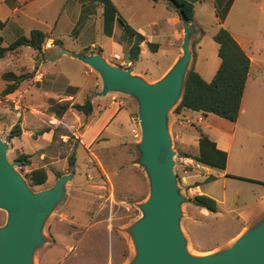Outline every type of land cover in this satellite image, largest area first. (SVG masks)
<instances>
[{
	"label": "rangeland",
	"instance_id": "obj_1",
	"mask_svg": "<svg viewBox=\"0 0 264 264\" xmlns=\"http://www.w3.org/2000/svg\"><path fill=\"white\" fill-rule=\"evenodd\" d=\"M64 1L53 0L47 9L54 12L53 10ZM137 1L139 10L135 9L133 13H128L125 6L122 11L138 23L146 25L150 19L165 17L166 2ZM117 4L123 6L121 0H117ZM175 9L172 8L174 12H176ZM202 11L198 5V16ZM178 21L181 23L180 20ZM252 21L250 33L253 40H262L264 25L261 24L257 15ZM212 24L208 26V31L216 25L215 21ZM41 30L47 29L41 27ZM146 30L149 33L153 31L157 33L158 27L152 25V27H146ZM92 36L103 43L108 53H112L113 42L105 37L101 30L92 31L88 36L84 35L83 41ZM4 37L6 44L16 38L8 28L4 31ZM62 39L64 47L70 51L74 50L76 44L74 37L67 35ZM173 40L171 37L167 42L162 39L163 45L158 53H153L145 45L139 60L133 63L135 66L133 72H142L144 78L151 83L157 81L159 79L157 77L164 72L178 52V48L173 45ZM205 42L206 51H209L212 56L211 48L216 47L217 43L209 37ZM53 48L54 43L50 50L46 49L45 44L43 57L40 52L23 47V53L9 55L0 62V138L9 142L10 147L7 153L9 162L22 161L19 159L22 155L29 156L31 164L28 166L21 164L16 166V169L25 178L33 192L51 188L59 176L75 171L73 179L66 185L63 198L46 219L42 230L45 242L35 252L34 264H129L135 258L136 251L128 229L142 217L139 204L147 200L150 195L148 175L143 166L138 163L140 152L137 144L141 142L142 136L138 103L134 97L118 92L98 98V101L109 99L108 101L111 102L112 97H115L116 100L123 102V107L128 110L126 139L116 141L102 135L92 146L83 144L81 135L90 123L91 115L70 109L62 119H58L53 115L50 107L62 98L63 90L68 83L82 87V91L77 95V101L84 103L87 98H90L89 95L93 94L95 80L97 79L100 83L101 90L103 82L98 72L76 58L64 55L56 60L50 59L51 51L55 53L61 51L59 47ZM91 50L96 49L92 47ZM106 56L109 57V55ZM128 57L129 49L126 47L125 52L121 50L119 58H110L108 62L123 68L133 67L128 64ZM38 61L45 64L44 70L38 73V79L42 83L37 85L35 77L25 80L16 92L4 96L2 92L7 82L2 75L9 71L19 75L31 73ZM258 95L261 96L262 102L256 113L258 117L264 119V111H262L264 92ZM100 104L99 102L98 105L101 106ZM177 105L169 112L168 127L172 149L175 152L174 172L177 183L182 195L189 199L182 205L181 227L186 237L187 232H195V242L194 245L189 242L188 253L201 256L202 251L219 250L230 245L246 231L245 229L249 226L233 237L242 227V217L251 215L257 205L264 201V188L251 186L230 177H221V171L217 169L212 168L211 172L206 173L195 159L183 157L184 152L179 148L178 136L184 133L195 152L197 147L193 143V138L198 135V127L193 120L178 116ZM252 107V98L247 94L243 108L248 112ZM245 117L247 115L242 114L241 121ZM18 122L23 130L22 135L9 139L12 127ZM42 128L53 130L50 142H45L46 138L42 139L43 137L38 135L35 139L34 135ZM259 132L264 136V121L259 126ZM69 133L72 135L71 138L68 136ZM136 133H139L140 137H136ZM259 142L264 148V139L259 138ZM262 151L264 152V149ZM74 152L77 162L70 170L68 157ZM194 152L191 151L189 154L195 156ZM233 161L234 156L231 158V163ZM41 167L47 170L48 181L44 185L34 186L30 183L28 175L32 170ZM192 169H195L194 173L190 171ZM189 174L191 177L188 180ZM197 174L200 175L201 180L210 175L217 178L211 183H203L202 189L208 192L206 195L219 200L218 212L209 214L208 211L204 212L194 205V196H192L194 193H191L189 189L195 184L192 181ZM6 221L7 212L0 209V227L4 226Z\"/></svg>",
	"mask_w": 264,
	"mask_h": 264
},
{
	"label": "crops",
	"instance_id": "obj_2",
	"mask_svg": "<svg viewBox=\"0 0 264 264\" xmlns=\"http://www.w3.org/2000/svg\"><path fill=\"white\" fill-rule=\"evenodd\" d=\"M51 1L53 0H0V21L7 23L2 33L3 36L4 31L7 28L13 32L16 37L14 38L15 40L22 35L29 37L32 30H41V27H45L47 30L42 31H44L51 37L49 41L54 43V48L59 47L61 51L63 49H67L66 47H64V41L62 38L63 36L68 35L74 37L76 40V44L73 48L74 50H72L71 52L87 54L101 53L107 61H109L110 58L116 59V56L119 57L121 50L125 52L126 47L130 49L132 41L118 24L117 15L114 18L113 22H109L108 25L109 31H111V35L107 34L104 4L95 2L93 0H65L63 3L58 5L55 10H53L54 12H51L47 9ZM112 1L121 16L124 17L129 25L145 37V41L141 44V53H143L144 46L149 42L158 43L160 45V51L163 45L161 42L162 39H165L166 42L169 41L170 37L174 39L173 45L178 48V52L176 53L170 64H168V66L165 68L164 72H162V74L157 77L159 79L162 78L174 65L177 59L182 55L181 46L183 43L184 35V24L182 23V18L177 12H174L172 10V6L171 8L168 7V3L166 1L154 2L150 0L154 3L166 2L164 7L166 15H164L165 17L162 18L150 19L146 26L138 23V21L131 16H126L122 11L125 6H127L126 11H128V13H133L135 9L139 10V4L137 0H121V2H123V6H118L117 0ZM194 1L195 21L191 23H194L196 25L197 33L192 36L191 50L196 55V71L206 81L209 80L208 82H210L217 73L221 64V59L218 55L219 45L217 44L216 47L212 46V48L210 46V48L212 49L211 56V53L209 51H206L205 40L207 37H209L210 39L213 38L214 40V35L221 27L226 28L245 50V52L250 57L251 65L246 82V88L242 98L240 115L236 122L228 121L214 114L204 115L201 112H194L189 110L183 111L181 114H178V116L183 119L188 118L190 120H193L198 128L202 129V131L207 134L211 138V140L216 142L218 149L226 151L228 153L226 169L220 170L221 177L227 178L228 175L240 177L242 179H233L238 180L239 182H245L247 184H250L251 186L264 188V152L262 151V149L264 148L260 146L259 142V138L264 139V136L259 132V126H261V123L264 121V119L258 117V114L256 113V111L258 110V106L262 102V98L258 94L264 92V38L262 40L257 39L256 41H254L252 34L250 33V29L252 28L253 24L252 20L254 19L255 15L259 17L261 24L264 25V0H233L230 10L228 11L227 16L222 24H219L218 21L217 7L225 6L230 0ZM198 5L203 10L200 16H198ZM206 5L209 6L205 7ZM178 20H180L181 23ZM213 21H215L216 25L213 26L211 31H208V26L212 24ZM168 23L170 24L169 26ZM181 24L183 25V28ZM152 25L158 27L157 33H155L154 31L149 33L146 30V27H152ZM170 27L171 29H169ZM202 29L205 31V34L201 38H199ZM95 30H101L105 37L109 38L113 42V50L111 54L108 53L103 43L96 39L95 36L89 38L92 41H90L89 39H87L85 42L83 41L84 35L88 36L89 33ZM55 40L61 41L62 44L55 45ZM194 41L195 44L192 47V43ZM5 45L8 46L9 44L5 43ZM23 47L18 48L16 51L9 52L4 58L0 59V62L6 59L9 55L15 56L17 54L23 53ZM92 47L100 51H86L87 48L92 49ZM61 51L59 53L51 51V54L57 55L59 59L61 56L65 55L61 54ZM106 55H109V57ZM70 57L74 58L72 56ZM127 62L135 69V66L133 64L135 62L132 63L129 61V59L127 60ZM44 65V62L38 61L37 65L33 68V70L37 72V75H35V82L37 83V85L40 82L42 83V81H39L38 79V73H40L41 70H44ZM135 74L143 76L142 72H135ZM52 76L55 75L52 74ZM49 85H51V83H49ZM71 87L78 89V92H76L75 95L70 92ZM93 88V94H90L89 97L91 98V101L94 105V111L91 114L90 123L86 126L81 135L83 144L92 146L97 138L102 135L116 141L125 140L128 130L127 108L123 107V102L120 100H116L115 97H112L111 102L108 101L109 99L98 101V98H100L101 96H98L97 93L101 90V85L97 81V79L95 80ZM81 91V86L68 83L63 90V93L61 95L62 98L59 99L58 102L63 103L65 101H69L72 104L78 103L77 95L80 94ZM247 94L251 96L253 102V107L248 112L243 108L244 100ZM99 102L101 103V106L98 105ZM262 111H264V107ZM242 114H246L247 117H245V119L241 121L240 118ZM184 135V133H181L178 136L180 150L184 153H190L191 151L194 152V150H192L191 148L193 147V145H189L188 140ZM41 136L43 137L42 139L46 138L44 139L45 142H50L53 136V130ZM199 137L200 133L198 132V135L194 136L193 138V143L197 147L196 151L194 152V154L196 155L199 153ZM232 156H234L233 163H231ZM185 160L187 161L188 159ZM200 165L198 166H200V168L203 169L206 173L211 172V167L205 166L203 164ZM190 171L194 173L195 169H192ZM199 176V174L194 175V180L192 182H200L203 184L204 181L209 177L208 176L205 179L201 180L199 179ZM203 176L204 175H202V177ZM190 177L191 174L187 176L188 180ZM249 180L257 182H252ZM202 187V185L198 187L191 186L189 190L191 193H194L192 196L195 197L196 195L208 194V192L203 190ZM216 201L219 202L218 199ZM201 210L204 212L208 211L202 208ZM209 214L211 213L209 212ZM263 216L264 201H261V203L257 205V208L253 210L251 215H244L242 217V227L240 228L239 232L233 237L239 235V233L246 227L252 226ZM187 238L189 242L194 245L195 232H187ZM215 251L217 250H206L202 251V254H210Z\"/></svg>",
	"mask_w": 264,
	"mask_h": 264
},
{
	"label": "water",
	"instance_id": "obj_3",
	"mask_svg": "<svg viewBox=\"0 0 264 264\" xmlns=\"http://www.w3.org/2000/svg\"><path fill=\"white\" fill-rule=\"evenodd\" d=\"M172 8H177L175 2ZM184 24L182 55L168 72L154 83L133 72L110 64L101 53L61 54L72 56L94 69L103 85L98 96L123 93L134 97L139 106L141 142L138 163L145 169L150 195L139 204L142 217L128 233L136 251L129 264H264V216L246 229L230 245L210 254L188 253L189 240L181 227L182 205L189 201L180 191L174 172L169 112L184 93L185 81L193 59L191 39L196 25L182 14ZM44 55V52H41ZM50 59H58L51 54ZM9 142L0 138V209L7 221L0 227V264H34L37 249L45 242L42 230L51 211L61 201L74 172L58 177L53 187L33 192L16 166L7 157Z\"/></svg>",
	"mask_w": 264,
	"mask_h": 264
},
{
	"label": "trees",
	"instance_id": "obj_4",
	"mask_svg": "<svg viewBox=\"0 0 264 264\" xmlns=\"http://www.w3.org/2000/svg\"><path fill=\"white\" fill-rule=\"evenodd\" d=\"M95 2H100L105 6V21L107 34L111 35L109 31V22L112 23L114 18L117 17L118 24L125 31V33L130 37L132 45L129 49V61L136 62L139 60L141 55V44L145 41V37L132 28L129 23L124 19L119 13L112 0H93ZM154 2L166 1L168 7L171 8L172 2H175L177 8L176 12L182 17V14L188 19L189 22L195 21V1L194 0H152ZM230 0L225 6L217 7V16L219 24H222L227 16L228 11L232 5ZM6 22L0 21V59L4 58L9 52L16 51L18 48L23 46H29L32 49L43 52V47L51 37L42 30L34 29L31 31L29 37L22 35L15 39L13 42L9 43L8 46L5 45L6 40L3 36V30L6 27ZM205 34L202 29L200 33L201 38ZM214 41L219 45L218 55L221 59L220 67L215 74L214 78L208 82L206 81L195 69V53H193V61L191 68L187 74L184 93L183 96L176 107V112L181 114L185 110L201 112L204 115L214 114L218 117L226 119L231 122H236L240 115L242 98L246 88V82L248 79V74L250 71L251 60L245 50L233 37V35L224 27H221L218 32L214 35ZM62 42L55 40V45H61ZM195 41L192 43L194 46ZM150 51L156 53L159 51L160 45L158 43H148L147 44ZM86 51L99 52L100 50H91L87 48ZM44 57V56H43ZM36 71L26 74H16L12 71L5 72L2 78L7 82L6 88L3 90V95L7 96L18 90L20 84L28 79L34 78ZM72 94L78 92L77 88H70ZM75 109L80 113L85 115H91L94 111V105L90 98H87L84 103H74L69 101L54 102L50 110L53 115L62 119L65 114L70 110ZM22 127L20 122L15 124L9 134V139L20 137L22 135ZM50 128H42L38 131L35 139L47 132H50ZM200 133L199 137V153L195 156L189 153H183V157H188L195 159L198 163L205 166L225 170L228 161V153L226 151L220 150L217 147L216 142L211 140V138L205 134L202 129L198 128ZM68 136L71 138L70 133ZM29 156L22 155L19 159L22 160V166H28L31 161L28 159ZM77 157L74 152L68 157L69 169H73L76 165ZM30 183L34 186L44 185L48 181V172L45 168H37L32 170L29 175ZM228 177L242 179L240 177H235L228 175ZM217 178L213 175L209 176L204 183H211ZM248 180V179H244ZM252 182H257L249 180ZM202 183H195L193 187H198ZM193 203L195 206L206 209L210 213L218 212V202L206 195H196L193 198Z\"/></svg>",
	"mask_w": 264,
	"mask_h": 264
},
{
	"label": "built area",
	"instance_id": "obj_5",
	"mask_svg": "<svg viewBox=\"0 0 264 264\" xmlns=\"http://www.w3.org/2000/svg\"><path fill=\"white\" fill-rule=\"evenodd\" d=\"M53 47V43L51 41L47 42L46 43V49L47 50H50L51 48ZM116 58H119L118 56H116ZM136 137H140V134L139 133H136ZM185 160V159H183ZM186 161V160H185ZM199 165V164H198Z\"/></svg>",
	"mask_w": 264,
	"mask_h": 264
}]
</instances>
